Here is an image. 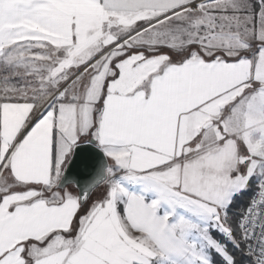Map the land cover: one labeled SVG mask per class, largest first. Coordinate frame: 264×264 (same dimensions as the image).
<instances>
[{
	"label": "snow or ice",
	"instance_id": "snow-or-ice-1",
	"mask_svg": "<svg viewBox=\"0 0 264 264\" xmlns=\"http://www.w3.org/2000/svg\"><path fill=\"white\" fill-rule=\"evenodd\" d=\"M0 264H264V0H0Z\"/></svg>",
	"mask_w": 264,
	"mask_h": 264
},
{
	"label": "water",
	"instance_id": "water-1",
	"mask_svg": "<svg viewBox=\"0 0 264 264\" xmlns=\"http://www.w3.org/2000/svg\"><path fill=\"white\" fill-rule=\"evenodd\" d=\"M79 151V150H78ZM94 151H96V150H94ZM71 172H72V167H71V165L69 166V174H71Z\"/></svg>",
	"mask_w": 264,
	"mask_h": 264
}]
</instances>
